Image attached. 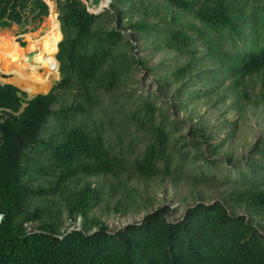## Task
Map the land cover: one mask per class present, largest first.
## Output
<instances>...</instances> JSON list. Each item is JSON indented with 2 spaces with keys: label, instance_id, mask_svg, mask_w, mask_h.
<instances>
[{
  "label": "trees",
  "instance_id": "trees-1",
  "mask_svg": "<svg viewBox=\"0 0 264 264\" xmlns=\"http://www.w3.org/2000/svg\"><path fill=\"white\" fill-rule=\"evenodd\" d=\"M51 6L35 61H53L58 43L59 81L31 98L0 81V264H264L262 143L244 169L229 168L241 184L223 182L213 201L198 193L178 219L169 205L148 210L153 197L130 182L190 185L208 182L204 166L214 177L223 169L211 131L193 122L199 115L179 114L204 97L260 116L264 0H111L99 13L57 0L58 18ZM48 11L45 0H0V28L39 23ZM140 39L178 58L155 66L148 94L130 84L139 81L132 68H153L138 55ZM221 123L214 118L216 130L235 120ZM110 210L146 212L111 231L101 216Z\"/></svg>",
  "mask_w": 264,
  "mask_h": 264
},
{
  "label": "rangeland",
  "instance_id": "rangeland-1",
  "mask_svg": "<svg viewBox=\"0 0 264 264\" xmlns=\"http://www.w3.org/2000/svg\"><path fill=\"white\" fill-rule=\"evenodd\" d=\"M45 1L48 4L49 11L39 23L25 26L14 23L10 27L0 28V81L17 85L20 89L27 92L28 98L37 93L48 92L60 79L57 71H54V73L48 71V62L44 63L42 61H35L40 50L39 44L41 43L43 36L47 33L49 17L51 15L50 9L52 8L51 4L57 12L58 18L57 0ZM84 1L87 3L89 11L99 13L109 8L111 0H100L98 4H93L89 0ZM127 31L129 32V30ZM61 36L62 35L58 33L56 42L60 41ZM33 44L34 46H32ZM35 44L37 45L35 46ZM57 44L56 51L53 55L54 58H56L58 51ZM137 44L139 45L138 55L147 60V66L153 68H151V70L145 68H139L136 70L135 67L132 68L131 72H133L134 78L139 79V81L135 82L133 80L130 84L132 87H136L135 90L137 93L144 92L148 94L156 89V68L163 71L167 64L174 63L178 58L175 53L170 52L166 48H158L151 43H145L144 39H140ZM242 47L243 46H241L240 49H242ZM43 58H45V56H43ZM3 63L8 64L10 70L5 69ZM202 68H206V65ZM198 88H200L199 85L197 86V89ZM213 98H217V96L214 94ZM193 102L196 103L193 110L191 108H187V110L183 109L180 111L179 117L187 118L189 113H193L194 111L199 115L194 118L193 122H197L199 125H204L206 133L211 131L210 133H212L216 143L219 145L214 152L215 158H212V160L216 159L217 164L219 166L222 165L223 169L220 170L216 167L214 171L217 176L214 177L211 174L212 169H207L204 166L203 172L208 175V178H210L208 182L197 183L196 179L193 177L190 180V185L187 183L173 185L169 180L162 179L161 177H154L149 181H141L139 177L132 176L130 181L131 184L137 185L138 189L143 191L145 197H153L151 198L153 199L152 203L147 206L148 210L156 209L163 205H169L171 208L169 213L170 219L180 218L188 204H191L198 199V193H201V196L205 201H213L222 195L220 189L222 188L223 182L225 183L224 188L232 184L234 185L235 183L241 184L240 182H236L237 177L240 175L237 173V169L229 170V168L233 167V164H237L238 169H244L246 167L244 163H248L250 158L255 156L252 148L261 143L264 147V106L261 105L259 107L260 109L256 111L260 114V116H258L252 111L250 106H246L245 109L241 111L242 107H231L226 99L222 100L219 106H214V104H217L214 99L210 103H205L204 97L194 99ZM161 103L162 99L158 101L159 105ZM58 106L57 103L54 104L55 108ZM217 117H219V121H222V123L226 118H229L232 119V121L235 120V124L231 127H221L220 125L219 129L216 130L217 127L213 125V120ZM185 124L183 132H186L188 129L189 123L186 121ZM221 137L225 139L227 138L226 142L220 143ZM228 158L230 159V162H227ZM202 161L203 160H200L198 163L202 164ZM190 167L193 168V166ZM193 174H195V172ZM196 175L199 176V180H202L200 174ZM226 176L228 177V180L225 178ZM194 182L197 183V186H195ZM183 197H186L187 200L183 201ZM116 199L117 196L114 195L113 199L110 200V205H113ZM239 211L242 212L241 210ZM145 212L146 210H143L136 214L129 213L122 216L121 213H112L110 210L109 215L101 214V216L108 224L109 229L114 231L125 224L138 222L144 216ZM94 213L100 215L99 210H94ZM64 221V225L67 226L68 221L66 218ZM37 223V221L28 222L27 226L31 229L32 227H36ZM78 223H80V221H78ZM68 228L71 229L73 227L68 226Z\"/></svg>",
  "mask_w": 264,
  "mask_h": 264
},
{
  "label": "bare ground",
  "instance_id": "bare-ground-1",
  "mask_svg": "<svg viewBox=\"0 0 264 264\" xmlns=\"http://www.w3.org/2000/svg\"><path fill=\"white\" fill-rule=\"evenodd\" d=\"M60 28V27H59ZM12 49V48H11ZM16 51V50H15ZM7 52V51H6ZM5 52V53H6ZM9 52V51H8ZM17 52H19V51H17ZM1 53V52H0ZM11 55V54H10ZM12 56V55H11ZM4 60H5V58H4ZM8 61H11V60H8ZM12 63V62H11ZM3 65H4V68L5 69H7V70H10V66L8 65V64H6V63H3ZM57 66H58V61H57V59L56 58H54V60L53 61H51L49 64H48V71L50 72V73H54V71H57L58 72V70H57Z\"/></svg>",
  "mask_w": 264,
  "mask_h": 264
},
{
  "label": "water",
  "instance_id": "water-1",
  "mask_svg": "<svg viewBox=\"0 0 264 264\" xmlns=\"http://www.w3.org/2000/svg\"><path fill=\"white\" fill-rule=\"evenodd\" d=\"M108 1H110V0H108ZM59 21V20H58ZM59 27H60V22H59ZM61 31V30H60ZM61 35H62V33H61ZM61 38H62V36H61ZM61 40V39H60ZM57 49H58V44H57ZM57 59V58H56ZM58 61V60H57ZM58 66H59V61H58ZM58 73H59V76H60V72L58 71ZM32 97V96H31ZM31 97H29V98H31Z\"/></svg>",
  "mask_w": 264,
  "mask_h": 264
},
{
  "label": "clouds",
  "instance_id": "clouds-1",
  "mask_svg": "<svg viewBox=\"0 0 264 264\" xmlns=\"http://www.w3.org/2000/svg\"><path fill=\"white\" fill-rule=\"evenodd\" d=\"M57 70L59 71V66H57Z\"/></svg>",
  "mask_w": 264,
  "mask_h": 264
}]
</instances>
